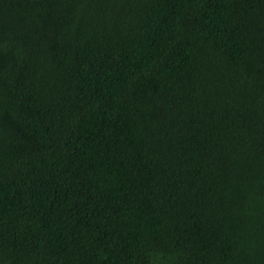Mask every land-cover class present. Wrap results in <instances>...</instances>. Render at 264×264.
Masks as SVG:
<instances>
[{"label":"trees","instance_id":"obj_1","mask_svg":"<svg viewBox=\"0 0 264 264\" xmlns=\"http://www.w3.org/2000/svg\"><path fill=\"white\" fill-rule=\"evenodd\" d=\"M0 264H264V0H0Z\"/></svg>","mask_w":264,"mask_h":264}]
</instances>
